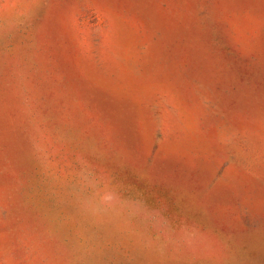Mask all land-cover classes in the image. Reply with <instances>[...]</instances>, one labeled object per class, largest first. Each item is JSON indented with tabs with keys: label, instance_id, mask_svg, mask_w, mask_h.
Masks as SVG:
<instances>
[{
	"label": "rangeland",
	"instance_id": "1",
	"mask_svg": "<svg viewBox=\"0 0 264 264\" xmlns=\"http://www.w3.org/2000/svg\"><path fill=\"white\" fill-rule=\"evenodd\" d=\"M0 264H264V0H0Z\"/></svg>",
	"mask_w": 264,
	"mask_h": 264
}]
</instances>
